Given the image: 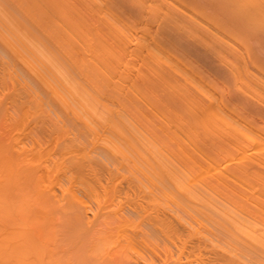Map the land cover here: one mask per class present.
I'll use <instances>...</instances> for the list:
<instances>
[{"label":"bare ground","instance_id":"6f19581e","mask_svg":"<svg viewBox=\"0 0 264 264\" xmlns=\"http://www.w3.org/2000/svg\"><path fill=\"white\" fill-rule=\"evenodd\" d=\"M262 75L264 0H0V264H264Z\"/></svg>","mask_w":264,"mask_h":264},{"label":"rangeland","instance_id":"374dc122","mask_svg":"<svg viewBox=\"0 0 264 264\" xmlns=\"http://www.w3.org/2000/svg\"><path fill=\"white\" fill-rule=\"evenodd\" d=\"M237 41H238V39H237ZM234 42H235V44L238 43V42L236 43V40H235V39H234L233 43H234ZM249 67H250V65H249ZM253 69H254V70H253ZM251 70H252L254 73H256V72H255L256 69H255L253 66H251V68H249L248 71L251 73ZM253 72H252V73H253ZM244 73H245V72H244ZM244 73L242 72L241 74L244 75ZM254 73H253V74H254ZM245 75H246V73H245ZM245 75L242 76V81H243V82L245 81V79H247V78L245 77ZM246 76H247V75H246ZM262 76H264V75H262ZM244 77H245V79H244ZM231 78H232V77H231ZM243 79H244V80H243ZM240 80H241V79H239V81H238V85H240L239 82L241 83ZM226 81H227V80H226ZM229 81L232 83V80H229ZM229 81H228V82H229ZM248 81H249V80H248ZM248 81H245V82H248ZM262 81H264V78H262ZM245 82H244V83H245ZM244 83H241L240 86L244 87ZM227 84H228V83H227ZM227 84H226V85H227ZM226 85L223 84V86H225V88L227 87ZM229 85H230V83H229ZM231 85H232V84H231ZM231 85H230V86H231ZM233 86H234V87H233ZM233 86H232V87H233V90H234V88H236L235 85H234V80H233ZM206 88H207L208 90H210L209 93H211L213 96H215V97H219V93H218V91H217V92H216V90L214 91V89H213V88H210L209 86L206 87ZM228 88H230V87H228ZM230 89H231V88H230ZM212 90H213V91H212ZM235 90H236V89H235ZM235 90H234V91H235ZM229 91H230V90H229ZM234 91H232V92H234ZM217 95H218V96H217ZM230 121H233V120H230V119H229L228 122L230 123ZM237 122H238V121H233V123L235 124V126L237 125V127H235L233 123H230V124H232V125H229V124H228V125H225L226 127H225L224 125H223V126H224L225 128H227V130H232L231 128H234V129L236 128L235 130L238 132L237 129H238V127L240 128L241 126H239V125H240V124H239L240 122H239V123H237ZM238 124H239V125H238ZM223 126H222V127H223ZM227 126H228V127H227ZM224 127H223V128H224ZM225 128H224V130H226ZM222 130H223V129H222ZM239 130H240V129H239ZM223 132H224V131H223ZM227 132H228V131H226V132H224V133H227ZM224 133H223V134H224ZM228 133H232V132L229 131ZM233 133H236V132H233ZM227 148H228V147H227ZM227 148H226L225 150H227L228 152H226V153L224 152L225 154L222 153V154L225 155V157L221 158L222 161L225 160V159H226L227 161L225 160L224 162H221V160L219 159V161L222 163V164L219 163V167L221 168V167H223V165L226 164L225 167L227 168V167L230 166L229 169L227 168V170H230V168H232V166H233L235 163H237V162H238V163L235 164L233 167H235V166L238 167V164L240 163V161L242 162L244 159H243V158L241 159V154L237 151L236 148H234V146H233V147L230 146V147L228 148L229 150H228ZM232 152H234V153H232ZM228 153H229V154H228ZM238 154H240V155H238ZM253 154H254V153H252V155H253ZM227 156H229L230 159H229V157H227ZM231 156H233V158H232ZM224 158H225V159H224ZM237 158H239V159H237ZM228 159H229V160H228ZM230 160H231V161H230ZM227 164H228V165H227ZM231 164H232V165H231ZM220 168H218V171H219V173H222V172L224 171V169L222 170V168H221V170H219ZM223 168H224V167H223ZM220 171H221V172H220ZM224 172H225V171H224ZM211 173H212V174H211ZM210 174H211V175H210ZM216 174H218V173H216V171H211V172L209 173L210 178H209V176H208V180L211 179V180H209V181H210V182H214V181H215V178H216ZM230 181H231V180H230ZM228 182H229V180H228V181H227V180H226V181L224 180V184H223V186H225V185L227 184V186H226V187H227V188H226V191H227V189H229L230 192L232 191L231 193H232L234 196H236V195L240 196V193H242V191L239 190V189H241V188L237 187L238 184H237V186H235V185H236L235 183H237V182H235V181H234V182H233V181L231 182L232 184L234 183L235 185H232L230 182H229V183H230V184H229ZM229 186H234L235 189H236L237 191L235 190L236 192H234V187L229 188ZM223 189H224V187H222V190H223ZM229 190H228V192H229ZM228 192L225 193V190H224V192L222 191V193H224V194H227ZM230 192H229V193H230ZM236 197H237V196H236Z\"/></svg>","mask_w":264,"mask_h":264}]
</instances>
